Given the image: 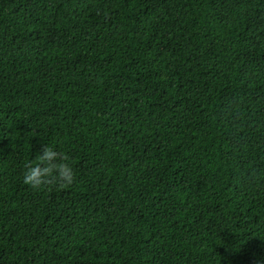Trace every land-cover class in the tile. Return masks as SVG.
Returning <instances> with one entry per match:
<instances>
[{
  "label": "trees",
  "instance_id": "1",
  "mask_svg": "<svg viewBox=\"0 0 264 264\" xmlns=\"http://www.w3.org/2000/svg\"><path fill=\"white\" fill-rule=\"evenodd\" d=\"M261 259L264 0H0V264Z\"/></svg>",
  "mask_w": 264,
  "mask_h": 264
},
{
  "label": "clouds",
  "instance_id": "2",
  "mask_svg": "<svg viewBox=\"0 0 264 264\" xmlns=\"http://www.w3.org/2000/svg\"><path fill=\"white\" fill-rule=\"evenodd\" d=\"M73 179L74 170L70 158L50 144L43 145L35 153V159L29 161L22 174L23 183L33 188L51 183L69 185ZM257 264H264V259Z\"/></svg>",
  "mask_w": 264,
  "mask_h": 264
}]
</instances>
